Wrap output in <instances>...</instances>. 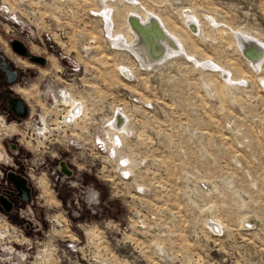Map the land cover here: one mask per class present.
Listing matches in <instances>:
<instances>
[{"label":"rangeland","instance_id":"1","mask_svg":"<svg viewBox=\"0 0 264 264\" xmlns=\"http://www.w3.org/2000/svg\"><path fill=\"white\" fill-rule=\"evenodd\" d=\"M133 13L177 43L160 39L152 62L178 50L152 70L122 44L135 41ZM0 49L26 72L15 88L32 120L53 123L48 140L16 129L0 149L17 134L35 176L67 163L69 185L98 196L47 171L25 264H264V0H0ZM69 91L86 116L63 129L55 108ZM116 118L127 128L112 130Z\"/></svg>","mask_w":264,"mask_h":264},{"label":"built area","instance_id":"2","mask_svg":"<svg viewBox=\"0 0 264 264\" xmlns=\"http://www.w3.org/2000/svg\"><path fill=\"white\" fill-rule=\"evenodd\" d=\"M81 115H82V113H81ZM63 117H64V113L61 115V118L59 120L60 121L63 120L64 119ZM28 124H30L29 125L30 133L28 135V138L30 140H37L36 138H38V140H44V141L48 140L50 133L47 130H45V122L41 119V116L39 113H38V119H34L31 121V123L28 122ZM66 126H67V124L64 123L62 128L65 129ZM12 127L15 128V126H12ZM12 127H5V121L3 120L2 115H0V128L5 129V132L3 130H0V139L7 137V136L2 137V135L7 134V132H9V131L11 132L12 130H10V128H12ZM67 128H68V126H67ZM40 129H43L42 130L43 133H39ZM45 133H47V136L43 137ZM8 134H10V133H8ZM10 137H11V135H10ZM70 145H73V144L71 143ZM102 145L105 146L104 144L100 143L99 147L102 148ZM0 150L4 151L6 153V151L4 150V147L1 148ZM9 158H10L9 164H12L13 158L10 156H9ZM43 161H41V162H43ZM30 163L31 164L29 165V169H28L27 174L32 179L35 188L38 189L40 191V193L35 194L31 198V200L26 203L25 206H21L18 204V207H14L10 212H6V211H3L0 209V216H2V218H4V222L2 223V225L0 227H2V230H7L8 233H10V236H12V237H10L9 235H7V237H5L3 240H0V251L4 252V256H10V255L13 256L15 251H18L19 253L23 254L27 258H28V256H31L30 251H32V240L30 239V237H26V236H27L28 231L30 232L31 228L34 229V228H36V225L39 224V221H37L39 219H37L38 216H37L36 212L34 211V209H36L35 205H36V203H38L37 199H39L40 197H43L44 193H45L44 189L42 187V184H41V179L43 178L42 176H45L47 171L50 172V176H52L54 181H56L55 184L58 183L57 185H61L62 183H67V185H69V182L72 181V179L74 177L73 172L70 175L66 174L64 172V170L62 168V164H63L62 162L59 163L57 166H53V168L50 169L48 161H47V163L44 164V166L41 167L42 169L46 168L45 173L42 172L43 173V174L41 173L42 176L41 175L35 176L34 173L38 174L39 168L37 166L36 167L33 166V158L31 159ZM5 164H8V163H5ZM65 164L67 165V163H65ZM1 174H2V172H1ZM124 176H125V174H124ZM35 177H37V179ZM76 182H77L76 183L77 185H75L73 183V184L68 186L69 189H71V188L77 189V192L83 193L85 198H86V201L88 203L93 202V201H95V199H97L98 196H97L96 192L94 193V192H91L90 190L86 191L85 187L83 189H81L83 187V185L81 183H79L78 180ZM54 187H55V185H54ZM56 191L59 192V189H57V190L53 189V192H56ZM14 192H15V189H11L9 193L3 194V195L7 199H10V195H12ZM15 217H18L20 221L14 220ZM8 222L10 224H12L11 225L12 230L4 227L7 225ZM60 225L62 226L63 224L60 223ZM10 245H12L15 248V250H13V251L8 250ZM77 245H78V243L73 242V241L66 245L67 251L69 253L68 256H78V255H76L77 254L76 252L78 251ZM18 247H20V249ZM4 256L0 255V264H8V262H6L7 258H4ZM13 258H15V257L13 256ZM8 259H12V258H8Z\"/></svg>","mask_w":264,"mask_h":264},{"label":"bare ground","instance_id":"3","mask_svg":"<svg viewBox=\"0 0 264 264\" xmlns=\"http://www.w3.org/2000/svg\"><path fill=\"white\" fill-rule=\"evenodd\" d=\"M131 15H134L131 14ZM139 15V14H138ZM133 17V19H132ZM153 17V16H152ZM148 18L147 17H142V21H139L136 16H131L130 18V22H131V28H133V30L135 31L134 33V36H135V41L133 43H130L129 40H127V38H124V41L126 43H122L123 45L126 44V46L138 57L139 61L142 63V65L144 66V68L146 67V69H154L156 67H158V65H161V63H163L164 60L167 59L168 56L176 53V50L178 49H172L170 48V53L169 55L166 57H163L161 58L157 63L155 62H152V58L150 57V55H153V58H157V55L159 52L161 51H158V47H163V44L162 42H160L161 40H164L166 42H168L169 44V47L172 46V47H176L177 46V43L174 39H171L170 37H168L166 35V33L164 32V30H162L159 26V24L156 22H154V18ZM141 19V18H140ZM139 21V22H138ZM188 21V20H187ZM199 23V22H198ZM163 24H165V22L163 21ZM166 25V24H165ZM190 25L192 26V22L190 23ZM189 25V26H190ZM194 25V24H193ZM139 27H141L140 30H137ZM166 27V26H165ZM197 27V26H196ZM200 27V26H199ZM159 34L156 35V32ZM169 33L171 35H176V34H173L172 31H170L168 29V27L166 28ZM198 29V28H197ZM148 35V37H147ZM240 38H238L241 42V44H246L249 43L251 45H253L254 41L248 39V35H243V33H239L238 34ZM163 36V38H162ZM242 37H244L242 39ZM120 39V38H119ZM161 39V40H160ZM254 39V38H253ZM14 40V39H13ZM12 40V41H13ZM122 41V40H121ZM243 41V42H242ZM24 42V41H23ZM120 42V41H118ZM25 43V42H24ZM128 43V44H127ZM26 44V43H25ZM118 44H121V43H118ZM26 46L28 47V50L30 52V54L32 55V52H31V49L29 48V46L26 44ZM168 48V47H167ZM179 48V47H178ZM180 49V48H179ZM243 49L248 50L246 47H244L243 45ZM129 50V51H130ZM151 51V52H150ZM249 51V50H248ZM131 52V53H132ZM168 52V51H167ZM151 53V54H150ZM180 53V52H179ZM133 54V55H134ZM166 55V54H165ZM254 55V54H253ZM256 56V55H255ZM259 55H257L256 57H258ZM154 58V59H155ZM252 59V58H251ZM260 60V59H259ZM142 66V67H143ZM131 70V69H130ZM60 96V95H58ZM57 96V97H58ZM59 100L57 101V106L55 108L56 110V113L57 115H60L58 114L59 112L61 113V109L63 108L64 111V119L59 121L57 123V125L59 124V127L63 126L64 123H66L68 126L72 125V126H76L78 124V122L82 119L80 118V115L79 113H82L81 117L84 115L86 116V113L84 112L83 110V107L84 105L86 104H83V102L79 99L76 98L75 94H73L71 91L69 92H64V94H62L59 98ZM61 102V103H60ZM74 112V113H73ZM40 113V116H41V119L45 122V130H47L50 134L52 132V127H51V123H49V120H48V113H44L42 114ZM78 114H79V117H78ZM44 115V117H43ZM124 116V115H123ZM125 119V118H124ZM51 121V120H50ZM47 122H48V125H47ZM70 122V123H69ZM122 122V123H121ZM121 123V124H120ZM124 123H125V120L121 119V118H116V120L113 122L112 125H109L110 128H112V130L116 131V132H120L121 131V128L124 129L127 128L126 126H124ZM53 124V123H52ZM55 124V123H54ZM124 126V127H123ZM114 127V128H113ZM10 130H15V128H10ZM43 129H40L39 133H43L42 131ZM123 132V131H122ZM47 136V133L44 134L43 137ZM78 141V140H77ZM109 148L111 149L110 147V144L108 145ZM0 155L3 156V153L2 151L0 150ZM1 158V157H0ZM7 163V162H6ZM62 168L64 170V172L66 174H71L72 172L70 171V169H68V167L66 166L65 163L62 164ZM41 184H46V182L44 181L43 179V182H41ZM46 192V191H45ZM216 228H221L222 224L219 223L218 220L213 219L211 220ZM4 222V218H2V216H0V226L2 225V223ZM7 235L10 236V233H8L7 230H2V228H0V240H3L5 237H7ZM12 237V236H10ZM8 250L10 251H13L15 250V248L10 245V247L8 248ZM12 256V255H10ZM13 256L16 258H12V259H7L6 262H8V264H24V260H27V257L24 256L23 254L19 253L18 251H15ZM21 256V257H20ZM45 260V259H44ZM51 260V259H50ZM10 261V262H9ZM15 261V262H14ZM41 261V260H40ZM12 262V263H11ZM45 263V262H44ZM41 264V263H40ZM46 264V263H45Z\"/></svg>","mask_w":264,"mask_h":264},{"label":"flooded vegetation","instance_id":"4","mask_svg":"<svg viewBox=\"0 0 264 264\" xmlns=\"http://www.w3.org/2000/svg\"><path fill=\"white\" fill-rule=\"evenodd\" d=\"M12 50L17 53L13 48ZM7 57L8 56H6V54L0 49V115H2L3 120L5 121V127L15 126L17 130L20 129L25 133H30V124H28V122L31 123L32 121L30 104H28L24 97L18 91H16L17 88H15V84L23 83L21 80L24 76L23 74L26 72L23 71L22 67H20L18 64H14L15 62L13 63L12 60ZM28 59L31 60L30 58ZM17 96L21 97L28 106V114L26 117L17 115L10 108V101ZM0 130L5 132V129L0 128ZM14 136L15 140L11 141V143L8 140H5L3 143L1 142L6 153L10 156L11 152L13 155L12 164H5L0 161V209L6 212H10L14 207H18V204L25 206L26 203L29 202L35 195L32 179L27 174L29 165L31 164V159L33 158L32 153L31 151L28 153L23 148V145L25 144L23 143V137H19L17 134H14ZM9 139L12 138L10 137ZM9 173H14L26 178L27 186L30 188L29 200L22 198L18 188L8 178ZM11 189H15V192L10 195V199H7L3 194L9 193ZM4 202H9L11 204V208L9 210L6 209ZM18 219V217L14 218V220Z\"/></svg>","mask_w":264,"mask_h":264},{"label":"water","instance_id":"5","mask_svg":"<svg viewBox=\"0 0 264 264\" xmlns=\"http://www.w3.org/2000/svg\"><path fill=\"white\" fill-rule=\"evenodd\" d=\"M141 27H139L137 30H140ZM155 30V29H154ZM156 32V30H155ZM158 33L156 32V35ZM159 35V34H158ZM157 35V36H158ZM148 37V35H147ZM11 46L12 48L20 55L22 56H26L28 58H30L32 61L34 62H38L40 64H45L46 63V58L42 57V56H37L34 54H30L28 47L26 46V44L18 39H14L13 41H11ZM158 51H161L158 53L157 57L160 58L163 56L164 54V48L162 47H158ZM246 56L255 59L256 56H254L251 52H249L248 50L245 51ZM10 108L19 116L21 117H26L28 114V106L25 103V101L17 96L14 97L11 101H10ZM8 178L10 179V181H12L14 183V185L18 188L20 195L22 196V198H24L25 200H29L30 199V188L27 186V180L26 178L20 176V175H16L14 173H9L8 174ZM4 205L6 207L7 210H9L11 208V204L9 202H4Z\"/></svg>","mask_w":264,"mask_h":264}]
</instances>
